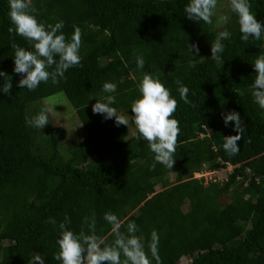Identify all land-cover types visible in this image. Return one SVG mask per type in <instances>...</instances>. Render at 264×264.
Returning a JSON list of instances; mask_svg holds the SVG:
<instances>
[{"label": "trees", "instance_id": "trees-1", "mask_svg": "<svg viewBox=\"0 0 264 264\" xmlns=\"http://www.w3.org/2000/svg\"><path fill=\"white\" fill-rule=\"evenodd\" d=\"M188 2L32 0L40 22L63 21L69 38L79 27L82 44L81 63L68 69L66 78L29 91L17 86L23 76L13 71L11 44L30 51L32 44L9 34L8 0H0V71L12 82L6 95L0 77V264H29L34 255L42 264H61L54 257L65 216L78 233L84 217L94 213L96 234L112 243L111 226L103 219L109 211L124 222L121 231L134 221L137 234L148 241L155 230L162 264H178L182 258L184 264H264V109L251 94L252 64L264 54V33L260 40L243 42L231 10L220 29L213 26L216 16L212 25L189 20ZM249 3L264 25V0ZM225 28L231 37L222 41L220 65L210 59V48ZM193 43L199 55L189 52ZM141 55L144 69L136 66ZM145 72L159 76L177 100L172 118L181 132L171 169L155 162L143 138L127 136V127L118 126L115 118L92 111L101 97L114 95L112 107L131 113ZM177 80L188 87L195 107L180 99ZM106 82L117 85L115 93L103 92ZM55 93L62 94L84 133L66 149L64 160L58 153L59 127L38 130L26 123V108ZM232 111L245 128L235 155L224 149V137L237 134L234 124L226 126L223 120ZM225 165L231 169L220 186L191 179L204 167L216 171ZM170 173L175 182L154 192Z\"/></svg>", "mask_w": 264, "mask_h": 264}, {"label": "clouds", "instance_id": "clouds-1", "mask_svg": "<svg viewBox=\"0 0 264 264\" xmlns=\"http://www.w3.org/2000/svg\"><path fill=\"white\" fill-rule=\"evenodd\" d=\"M230 10L237 16L241 40L248 42L252 37L260 40L264 33V25L256 19L249 0H228ZM9 19L11 26L9 34L24 38L32 44L33 50L12 43L14 49V73L21 74L18 87L34 91L41 82L47 83L50 79L53 84L59 82L60 78H66L65 72L81 63L79 55L82 44L81 29L74 26L71 37L63 33L64 22L45 24L37 19L38 10L33 6L32 0H8ZM218 0H189L184 8L189 20L212 25L213 17L216 15ZM228 15H220L217 23L227 24ZM231 37V33L225 28L219 31L211 44L210 52L213 61L223 65L222 54L225 45L222 41ZM189 52L199 55V47L193 43L188 45ZM58 58V59H57ZM256 73L254 82L251 84V94L255 103L264 109V54L259 55L252 64ZM138 69H144L145 60L143 56L136 57ZM0 77L4 78L2 87L4 94H9L12 89L11 77L0 71ZM179 86V96L185 104L192 107L196 105L188 99V87L179 80L175 81ZM117 85L106 82L103 92L115 93ZM139 98L131 104L129 117L126 114H117L114 95L101 97L92 106L94 114H102L105 119L115 118V123L126 126L131 119L136 128L133 133L137 139L143 138L154 153V160L171 169L175 163V153L180 138V124L177 119L172 118L177 109V100L173 98L170 90L161 81L159 76H153L145 72L138 84ZM49 110L42 109L38 114L26 119V123L38 129L49 124ZM225 125L229 122L234 124V136L224 137V149L231 155L239 151L238 141L243 137L245 128L238 113L232 111L224 114ZM138 133V135H137ZM231 169V166L225 165ZM155 168V163L151 166ZM103 219L111 226L113 242L107 243L105 238L96 234V218L93 213L91 217H84L81 229L78 233L72 231L68 225L70 218L65 216L64 221L59 223V238L56 243L58 252L55 259L61 264H162L158 255L159 236L153 230L150 240L146 241L143 235H138L140 229L137 224L128 222L126 230L121 231L123 221L112 212L104 213ZM49 223L56 225L57 221L49 218ZM85 228L87 231H85Z\"/></svg>", "mask_w": 264, "mask_h": 264}, {"label": "rangeland", "instance_id": "rangeland-1", "mask_svg": "<svg viewBox=\"0 0 264 264\" xmlns=\"http://www.w3.org/2000/svg\"><path fill=\"white\" fill-rule=\"evenodd\" d=\"M230 10V5L228 3V0H218V5L216 9V18L218 20V17L220 15H228V12ZM217 20L215 23H213V26L215 25L216 29H220L221 25L217 23ZM47 108L49 110V120L47 125H45L44 128L38 129L35 127H32L34 129L38 130H45L48 128L53 127H59L62 131V141L60 143V147L58 149L59 156L64 160L68 154L66 152V149L72 145H74L77 141H79L83 136L84 133L82 129L80 128V124L77 121L76 117L74 116V113L71 109V107L68 105L62 94L55 93L49 97H46L44 99L35 101L31 103L26 108V116L28 119L38 114L42 109ZM117 114H121L117 112ZM129 117H131L132 113H126ZM136 131L134 122L129 119V123L127 125V136H131ZM36 143L38 146L42 145L41 140H36ZM41 148V147H40ZM230 171V168L227 166H224L221 169H218L216 171H208L206 168H202L200 172L194 173L191 176V179H196L200 181L202 186H205L208 183H215L217 186H220L224 183L226 175ZM166 184H156L153 188L154 192H158L160 190H163L167 188L168 186L172 185L175 182L174 175L172 173L166 175L165 177ZM232 186L229 187V189ZM150 195H147L149 197ZM224 200V199H222ZM219 202H221V198L219 199ZM186 205L181 206V210H185ZM132 213V211L130 212ZM127 213V214H130ZM6 243L4 242V245ZM187 262V259L182 258L179 260L178 264H184ZM29 264H42V261L40 258L36 255L32 256L30 259Z\"/></svg>", "mask_w": 264, "mask_h": 264}]
</instances>
